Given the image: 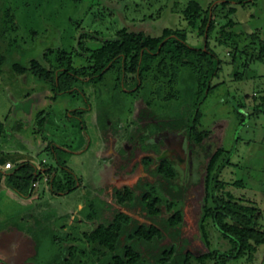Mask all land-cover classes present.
<instances>
[{"label":"rangeland","instance_id":"374dc122","mask_svg":"<svg viewBox=\"0 0 264 264\" xmlns=\"http://www.w3.org/2000/svg\"><path fill=\"white\" fill-rule=\"evenodd\" d=\"M191 1L0 0V44L8 57L0 64V118L7 117L11 131L0 134V161H15L19 151L35 154L38 148L40 167H57V178L63 185L53 189L45 174L30 194L22 195L8 185L6 176L0 177V264H53L62 243L55 235L66 231L64 224L73 236L82 238L85 230L108 221L114 207L151 223L145 210L132 211L115 200L118 189L134 186L141 176L149 177L142 162L147 152L137 138L142 130H153L147 139L160 147L156 159L173 158L181 182L191 188L185 226L188 247L206 249L199 234L204 190L197 185L202 168L220 148L224 149L223 159L229 160L221 177L229 182L243 180L244 184L229 187L262 211L264 225V0L237 4L235 12L229 9L233 4L223 0H199L203 10L216 20L208 43L219 67L210 77L216 84L212 91L208 92L207 86L192 101L194 109L203 112V125L211 130L207 142L191 140L184 125H165L159 115L136 117L142 103L137 101L133 110L128 109L131 93L113 88L116 70L107 73L106 81L97 79L90 84L79 79L76 91L63 93H55L32 73L14 76L9 72L14 60L30 64L38 58L51 69L71 65L82 71L85 67L82 76L88 79L94 63L90 50L104 39L117 38L123 28L153 36L170 28L185 33L190 44L204 47L207 40L200 33L202 20L193 25L187 18ZM231 19L235 20L233 25ZM137 82L136 74L127 72L123 88H133ZM103 98L110 103L102 102ZM27 99L33 101L28 119L23 114ZM101 104L112 107L115 125L121 124L117 133L110 132L99 119ZM43 108L53 122L48 130L36 132L31 119ZM257 108L260 112L254 113ZM157 109L161 114V106ZM150 120L155 122L152 130L145 126ZM64 165L74 171L71 182L62 170ZM69 184H73L71 189ZM89 201L100 205L97 218L87 217ZM208 225L211 248L229 249V240L211 220ZM166 241L174 240L169 237ZM262 258L259 252L251 263L243 256L229 264H264ZM208 264L216 263L212 260Z\"/></svg>","mask_w":264,"mask_h":264},{"label":"trees","instance_id":"16d2710c","mask_svg":"<svg viewBox=\"0 0 264 264\" xmlns=\"http://www.w3.org/2000/svg\"><path fill=\"white\" fill-rule=\"evenodd\" d=\"M253 1L256 0L222 2L233 4L229 9L235 12L237 4ZM186 14L193 25L202 20L200 33L207 40L204 47L190 44L185 33L170 28H166L159 36L123 28L118 32L117 38L104 39L90 50L94 63L90 66L93 71L88 79L82 76L85 67L82 71L71 65L51 69L38 58H34L30 64L14 60L10 63L9 72L14 76L32 73L43 80L45 85L49 84L55 93H63L76 91L74 86L79 79L90 84L97 79L106 81L107 73L116 70L118 77L113 88L131 93L132 103L128 109L133 110L137 101L142 103L143 109H139L136 117L159 115L161 123L165 121V125H184L191 140L207 142L211 138V130L203 125V112L195 110L192 101L207 86L208 92H211L216 85L210 81V77L217 74L218 70H215L219 67L216 53L208 43L216 20L203 10L199 0L190 2ZM229 23L233 25L235 20L231 19ZM261 41L264 51V41ZM7 60L0 44V64L3 65ZM127 72L135 73L138 77L137 84L129 89L123 88ZM110 97L111 100L113 96ZM104 100L107 104L110 103V100L104 98L101 101ZM100 106L99 119L106 128H110H107L110 132L117 133L121 124L115 125L117 118L113 120L111 117L112 107L106 104ZM160 106L161 114L157 112V107ZM174 106L180 109L176 111ZM260 110L257 108L254 113ZM48 113L46 110L38 113L36 132L46 129ZM154 124L150 120L145 126L152 130ZM6 127L7 123L0 119V132L6 131ZM148 133L154 132L142 130L137 138L142 142L143 152H147L142 162L149 177L141 176L134 186L118 189L115 200L132 211L145 210L152 222H143L128 211L114 207V214L108 221H99L94 227L85 230L82 238L73 236L71 229L64 224L66 231L61 230V235H55V240L62 239V243L60 242L59 250L55 253L53 264H208L212 260L216 264H229L243 256L251 263L259 252L263 254L264 260L263 213L255 204L236 195L229 187L233 183L244 184L242 179L229 182L221 177L223 167L229 163L228 158L223 159V148L217 149L208 159L197 185L204 190L199 234L206 249L188 247L185 226L191 188L181 182L173 158L164 156L156 159L155 152H159L160 147L157 143L149 142ZM135 141L138 143V140ZM51 144L55 147L53 142ZM7 161L9 160L5 159L4 162ZM44 166L43 170L32 160H22L7 170L0 168V177L6 176L8 185L22 195L30 194L34 185L45 174L49 176L53 189L62 188V181L57 178L58 168L48 164ZM62 170L69 176L68 182H71L74 171L67 165ZM72 185L69 184V189ZM99 206L96 201H89L85 206L87 217L97 218ZM210 220L231 243L229 249L211 248ZM169 237L174 241L168 243L166 240Z\"/></svg>","mask_w":264,"mask_h":264},{"label":"crops","instance_id":"0c3cea01","mask_svg":"<svg viewBox=\"0 0 264 264\" xmlns=\"http://www.w3.org/2000/svg\"><path fill=\"white\" fill-rule=\"evenodd\" d=\"M45 65V64H44ZM32 103H33V101L32 102H30V100L29 99H27L26 101H25V105H24V107H23V114L24 115H28L27 116V119L29 118V117H31L30 115H31V113H32V107H31V105H32ZM33 106V105H32ZM42 110H46L45 108H43V109H40V110H37V112H36V116H38V113L40 112V111H42ZM24 118V117H23ZM26 118V117H25ZM1 119V118H0ZM6 119H7V117H6ZM6 119L5 120H3V121H5L6 122ZM31 119V118H30ZM2 120V119H1ZM33 120L34 121H36V119H31V122H33ZM8 122V121H7ZM6 122V123H7ZM51 122H53V120H51L50 118H48V115H47V127H46V130H48V124H50ZM47 132V131H46ZM2 133H11V131H10V129H9V124L7 123V127H6V131H3V132H0V134H2ZM14 134V133H13ZM12 134V135H13ZM39 146H41V144L39 145ZM37 147V146H36ZM42 150V149H41ZM40 150V151H41ZM35 151H36V153L34 154H25L24 152H22V151H19L18 152V158L15 160V161H13V163L14 164H16L17 162H20V161H22V160H32V161H34V162H36L38 165H39V167H40V164H39V159H37V157H36V155H37V152L39 151V149L37 148H35ZM6 160H11V159H9V158H6ZM40 160H41V158H40ZM5 159H1V161H0V168H2V169H5L4 168V164H5ZM41 168V167H40ZM9 169V168H8ZM42 169L44 170L45 169V166H43L42 167ZM5 170H7V169H5Z\"/></svg>","mask_w":264,"mask_h":264},{"label":"built area","instance_id":"2783aa9c","mask_svg":"<svg viewBox=\"0 0 264 264\" xmlns=\"http://www.w3.org/2000/svg\"><path fill=\"white\" fill-rule=\"evenodd\" d=\"M13 166H14V163H13L11 160L7 161V162L4 164V168H5V169L11 168V167H13Z\"/></svg>","mask_w":264,"mask_h":264}]
</instances>
